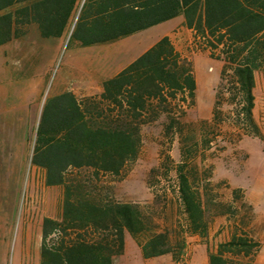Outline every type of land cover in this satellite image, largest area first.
Returning a JSON list of instances; mask_svg holds the SVG:
<instances>
[{
  "label": "trees",
  "instance_id": "1",
  "mask_svg": "<svg viewBox=\"0 0 264 264\" xmlns=\"http://www.w3.org/2000/svg\"><path fill=\"white\" fill-rule=\"evenodd\" d=\"M176 17L203 51L224 63L212 122L222 123L219 109L228 96L237 126L262 139L253 110L256 72L264 70V0H0V48L32 26L43 38H68V49L114 43ZM196 92L192 62L165 36L106 80L100 95L79 99L66 93L60 112H42L32 163L45 171L47 186L64 187V204L60 218L44 220L41 264H115L126 233L145 259L170 254L177 262L185 234L205 240L209 264H254L260 243L247 233L235 231L215 251L206 241L213 200L197 183L195 159L202 144L212 143L205 130L211 125L200 122L201 134L185 131L171 108L177 101L194 102ZM160 122L181 144L175 171L184 225L175 245L136 203L113 200L92 180L68 176L90 169L98 178H123L143 152L144 128ZM241 192L233 190L234 198ZM216 205L222 215L232 213Z\"/></svg>",
  "mask_w": 264,
  "mask_h": 264
},
{
  "label": "rangeland",
  "instance_id": "2",
  "mask_svg": "<svg viewBox=\"0 0 264 264\" xmlns=\"http://www.w3.org/2000/svg\"><path fill=\"white\" fill-rule=\"evenodd\" d=\"M175 24L163 23L114 43L85 47L72 44L68 49V38L46 39L32 26L21 39L0 48V82L6 83L4 88H12V99L17 102L20 120L27 124L28 135L27 157L20 148L19 158H13L0 174V248L8 250L0 255V264H41L39 249L34 245L42 236L40 226L46 217L58 219L62 214L64 187L47 186L45 171L32 163L42 112H60L66 102L61 96H55L59 83L69 88H78L84 83L93 85L96 93L97 74L102 75L107 68L112 72L113 65L117 67L116 72L120 71V66L141 56ZM171 40L192 62L197 81L195 101H177L171 107L172 112L188 128L185 131L193 129L201 134V127L197 129L200 122L211 125L205 130L212 143L202 144L195 159L197 183L203 195L213 200L206 241L215 251L235 231L247 233L260 243L254 264H264V70L256 72L253 110L261 139L253 131L250 136L237 126L228 96L219 109L222 123L212 122L224 63L203 51L196 44L194 32L182 24L174 30ZM162 122L144 128L143 152L123 178H98L90 169L71 170L68 176L78 181L92 180L98 188L110 190L113 200L136 203L157 223L158 231L166 232L175 245L184 225L175 171L181 161V144L173 133L167 135V124ZM235 189L242 190L238 199L233 196ZM216 204L231 207L232 213L222 215ZM183 235L186 247L177 263L209 264L207 248L199 246L205 240ZM115 264L176 262L170 254L145 259L141 247L127 234L124 253L117 257Z\"/></svg>",
  "mask_w": 264,
  "mask_h": 264
},
{
  "label": "crops",
  "instance_id": "3",
  "mask_svg": "<svg viewBox=\"0 0 264 264\" xmlns=\"http://www.w3.org/2000/svg\"><path fill=\"white\" fill-rule=\"evenodd\" d=\"M170 22H177V24H175V26L170 27V30H168V32L165 33L164 37L168 36L171 38L174 30L180 24L183 25V18L176 17L165 23H170ZM183 27L185 26L183 25ZM156 43L152 44L151 47L155 45ZM128 65L124 64L120 66L119 70L122 71ZM112 68H113L112 72L107 68L106 71L104 70L102 71V75L97 74L98 83H97L96 93H95V87L93 85H87V84L85 85L84 83L78 88H69L66 84L59 83V87L55 91V96H62L66 93H72L76 96V98L80 99V97L94 96L95 94H101L103 91V83L106 80L116 76L120 72V71L116 72L117 67L115 65H113ZM4 84L6 83L0 82V174H3L5 169L8 167L6 165L11 164L13 162V158L15 159L19 158L20 148L24 156L27 157V153H28L27 124L25 121L20 120L21 115L16 105L17 102L12 99V93H13L12 88H9V89L8 87L4 88ZM7 84H9V82ZM15 154L17 155V157L14 156ZM1 166H3V168H1ZM46 218L56 219L53 217H46ZM44 220L42 222V226H40V228L42 227V230H43ZM41 234H42L41 239L38 241L37 240L34 241L35 243L34 245L39 249L40 258H41L42 244H43V231ZM127 234L129 233H126L125 237H127ZM199 246L205 247L204 245H199ZM7 252H8L7 249L0 248V255L7 253ZM190 259H191V256L188 261H190ZM176 264L178 263L176 262Z\"/></svg>",
  "mask_w": 264,
  "mask_h": 264
}]
</instances>
